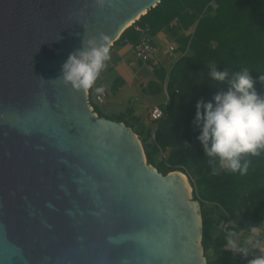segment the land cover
I'll return each mask as SVG.
<instances>
[{
    "label": "water",
    "instance_id": "1",
    "mask_svg": "<svg viewBox=\"0 0 264 264\" xmlns=\"http://www.w3.org/2000/svg\"><path fill=\"white\" fill-rule=\"evenodd\" d=\"M160 1L0 0V264H207L184 175L58 80L85 40L112 47Z\"/></svg>",
    "mask_w": 264,
    "mask_h": 264
},
{
    "label": "trees",
    "instance_id": "2",
    "mask_svg": "<svg viewBox=\"0 0 264 264\" xmlns=\"http://www.w3.org/2000/svg\"><path fill=\"white\" fill-rule=\"evenodd\" d=\"M134 26L147 28L152 38L159 33L171 36L180 51L162 79L163 83L167 77L168 98L162 107L163 118L150 120L153 133L147 131L145 137L135 134L149 166L163 176L178 172L187 177L192 199L200 205L206 263L227 264V238L234 240L264 226V153L244 157L251 160L245 175L229 173L218 165L213 174L191 121L198 99L211 101L218 90L227 88V81L220 83L208 75L211 64L218 71L228 70L229 76L247 70L257 81V92H264V84L258 80L264 76V0H161L112 47L134 45L139 37ZM92 108L98 117L132 129L124 115L107 118ZM211 227L222 233L212 238Z\"/></svg>",
    "mask_w": 264,
    "mask_h": 264
},
{
    "label": "clouds",
    "instance_id": "3",
    "mask_svg": "<svg viewBox=\"0 0 264 264\" xmlns=\"http://www.w3.org/2000/svg\"><path fill=\"white\" fill-rule=\"evenodd\" d=\"M97 3L102 6L104 0H97ZM99 40L102 42L97 44L95 37L87 39L81 50L70 53L61 66L58 80L74 90L92 89L111 59L109 38L101 35ZM208 75L220 83L227 81V88L218 90L211 101L197 100L191 121L198 130L196 139L204 156L209 158L213 174L218 165L229 173L245 175L251 160L244 157H258L264 153V92H257L254 87L257 81L247 70L229 76L228 70L218 71L216 65L211 64ZM258 80L264 84V76H259ZM96 91L103 89L96 88ZM184 145L190 147L187 142ZM226 249L239 253L242 258H247L250 250L230 237ZM248 264H264V255L255 256Z\"/></svg>",
    "mask_w": 264,
    "mask_h": 264
},
{
    "label": "crops",
    "instance_id": "4",
    "mask_svg": "<svg viewBox=\"0 0 264 264\" xmlns=\"http://www.w3.org/2000/svg\"><path fill=\"white\" fill-rule=\"evenodd\" d=\"M153 42L158 50V61L146 65H143L135 59L132 45L127 44L122 47H111V59L106 62V67L100 73L93 88L87 90L90 96L94 94V97H96L99 93L96 91V88H102L105 92L104 104H115L113 101L107 102L106 92L111 93L112 91L114 93H119L122 90V86L132 89L136 93L141 91L143 94L155 95L154 98L159 100V102L155 105H149L147 111L141 118L135 116L132 109L127 111L130 114L127 120L133 132L141 135H144L148 124L151 126L153 125L149 117L152 108L164 105L165 97L161 90V82L166 73L180 57L179 46L176 41L172 40L171 36L159 33L153 38ZM169 46H174L176 51L169 53ZM177 53L178 55H175ZM153 78L155 82L152 81ZM117 105L119 104L117 103ZM218 230L222 233L220 228H218ZM234 240L236 244L249 248V255L247 258H242L229 253L225 249L230 255L227 264H248V261L255 256L264 255V226L249 232L241 233Z\"/></svg>",
    "mask_w": 264,
    "mask_h": 264
},
{
    "label": "rangeland",
    "instance_id": "5",
    "mask_svg": "<svg viewBox=\"0 0 264 264\" xmlns=\"http://www.w3.org/2000/svg\"><path fill=\"white\" fill-rule=\"evenodd\" d=\"M175 55H178V53ZM152 81L155 82V79L153 78ZM115 93L112 91L111 93L106 92L107 102L113 101L115 104H104V99V103L102 105L98 104L96 102V97H94V94H91L90 101L92 106L96 109L97 113L107 118L122 114L126 117V119H128L130 114L127 111H129V109H132L134 111V115L141 118L142 115H144V113L147 111V107H149V105H155L159 102V100H156L154 98L155 95L151 96L149 94H143L141 93V91L136 93L132 89L126 88L125 86H122V90L119 93H116V95ZM117 103L119 105H117ZM153 127V125L151 126L150 124H148L143 137H145L147 131L153 133ZM209 231L212 238L216 237L220 233V231L216 227H211Z\"/></svg>",
    "mask_w": 264,
    "mask_h": 264
},
{
    "label": "built area",
    "instance_id": "6",
    "mask_svg": "<svg viewBox=\"0 0 264 264\" xmlns=\"http://www.w3.org/2000/svg\"><path fill=\"white\" fill-rule=\"evenodd\" d=\"M134 30L138 34V41L132 45V50H133V55L135 59L139 62H141L143 65H146L148 63H156L158 61V50L154 45L153 38L149 35L148 29L147 28H141L138 26H134ZM176 48L174 46H169L168 47V52L173 53L175 52ZM166 79L163 81L161 87H162V92L165 97L164 105H166L168 98L166 95ZM105 99V92L104 90L99 92L98 95L96 96V102L98 104H103ZM154 107L150 111L149 117L150 120L155 122L159 121L161 118H163V110L162 107ZM185 176V175H184ZM186 177V176H185ZM187 178V177H186ZM188 180V179H187ZM189 183V181H188ZM233 240V239H232ZM235 242V240H233ZM226 249V247H225ZM227 250V249H226ZM229 253L240 256L239 253H233L231 250H227Z\"/></svg>",
    "mask_w": 264,
    "mask_h": 264
},
{
    "label": "bare ground",
    "instance_id": "7",
    "mask_svg": "<svg viewBox=\"0 0 264 264\" xmlns=\"http://www.w3.org/2000/svg\"><path fill=\"white\" fill-rule=\"evenodd\" d=\"M130 26V25H129ZM184 178L187 180V178L184 176ZM188 181V180H187Z\"/></svg>",
    "mask_w": 264,
    "mask_h": 264
}]
</instances>
